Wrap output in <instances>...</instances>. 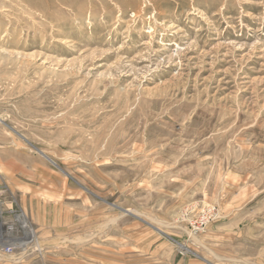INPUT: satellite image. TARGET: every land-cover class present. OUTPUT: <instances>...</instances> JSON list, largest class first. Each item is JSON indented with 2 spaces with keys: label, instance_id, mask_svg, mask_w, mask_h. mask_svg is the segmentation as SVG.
<instances>
[{
  "label": "rangeland",
  "instance_id": "1",
  "mask_svg": "<svg viewBox=\"0 0 264 264\" xmlns=\"http://www.w3.org/2000/svg\"><path fill=\"white\" fill-rule=\"evenodd\" d=\"M0 198V264H264V0H0Z\"/></svg>",
  "mask_w": 264,
  "mask_h": 264
},
{
  "label": "built area",
  "instance_id": "2",
  "mask_svg": "<svg viewBox=\"0 0 264 264\" xmlns=\"http://www.w3.org/2000/svg\"><path fill=\"white\" fill-rule=\"evenodd\" d=\"M12 207L0 198V254L25 255L32 246L34 234L26 216Z\"/></svg>",
  "mask_w": 264,
  "mask_h": 264
},
{
  "label": "water",
  "instance_id": "3",
  "mask_svg": "<svg viewBox=\"0 0 264 264\" xmlns=\"http://www.w3.org/2000/svg\"><path fill=\"white\" fill-rule=\"evenodd\" d=\"M49 158V157H48ZM51 160V159H50ZM52 161V160H51ZM53 162V161H52Z\"/></svg>",
  "mask_w": 264,
  "mask_h": 264
}]
</instances>
